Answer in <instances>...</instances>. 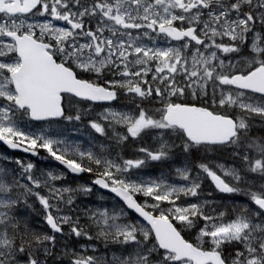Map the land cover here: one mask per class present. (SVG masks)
I'll use <instances>...</instances> for the list:
<instances>
[{
  "label": "snow or ice",
  "instance_id": "obj_1",
  "mask_svg": "<svg viewBox=\"0 0 264 264\" xmlns=\"http://www.w3.org/2000/svg\"><path fill=\"white\" fill-rule=\"evenodd\" d=\"M0 264H264V0H0Z\"/></svg>",
  "mask_w": 264,
  "mask_h": 264
},
{
  "label": "rangeland",
  "instance_id": "obj_2",
  "mask_svg": "<svg viewBox=\"0 0 264 264\" xmlns=\"http://www.w3.org/2000/svg\"><path fill=\"white\" fill-rule=\"evenodd\" d=\"M3 149H0V151H2Z\"/></svg>",
  "mask_w": 264,
  "mask_h": 264
}]
</instances>
